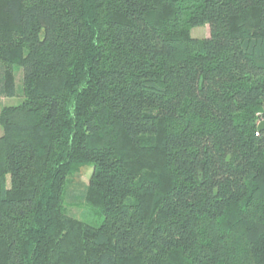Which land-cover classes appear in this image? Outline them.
Here are the masks:
<instances>
[{
  "label": "trees",
  "instance_id": "obj_1",
  "mask_svg": "<svg viewBox=\"0 0 264 264\" xmlns=\"http://www.w3.org/2000/svg\"><path fill=\"white\" fill-rule=\"evenodd\" d=\"M0 32V264H264V0H0Z\"/></svg>",
  "mask_w": 264,
  "mask_h": 264
},
{
  "label": "rangeland",
  "instance_id": "obj_2",
  "mask_svg": "<svg viewBox=\"0 0 264 264\" xmlns=\"http://www.w3.org/2000/svg\"><path fill=\"white\" fill-rule=\"evenodd\" d=\"M210 29L208 25L198 26L192 29V36L196 38H202L209 35ZM1 33V32H0ZM23 70L22 67L16 66L15 69V81L17 85V94L14 97H1L0 98V112L6 105H16L21 102L23 98ZM264 121L262 118L260 122ZM3 134V128L0 123V136ZM93 171L92 163H80L77 164L66 180V188L64 193V207L66 212L75 215L76 217L99 226L103 223L104 214L102 209L91 205L80 194L83 185L89 183L91 174Z\"/></svg>",
  "mask_w": 264,
  "mask_h": 264
},
{
  "label": "water",
  "instance_id": "obj_3",
  "mask_svg": "<svg viewBox=\"0 0 264 264\" xmlns=\"http://www.w3.org/2000/svg\"><path fill=\"white\" fill-rule=\"evenodd\" d=\"M258 129H259V130H263V129H264V121H262V122H260V123L258 124Z\"/></svg>",
  "mask_w": 264,
  "mask_h": 264
}]
</instances>
